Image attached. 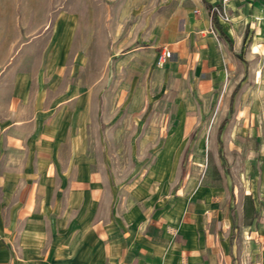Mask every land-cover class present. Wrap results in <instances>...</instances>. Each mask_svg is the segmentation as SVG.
Listing matches in <instances>:
<instances>
[{
  "label": "rangeland",
  "instance_id": "rangeland-1",
  "mask_svg": "<svg viewBox=\"0 0 264 264\" xmlns=\"http://www.w3.org/2000/svg\"><path fill=\"white\" fill-rule=\"evenodd\" d=\"M196 2L0 0V70L13 62L31 75L33 91L53 95L51 87L63 84V100L73 93L69 85L79 84V100L93 106L90 147L102 161L159 164L162 202L182 191L189 198L199 183L225 186L229 202L235 201L264 185V5L246 0L222 27L230 51L209 9L204 37L188 26L199 17ZM246 26L242 63L235 55ZM180 43L187 45L185 58L174 54L164 69H153L162 46ZM238 84L219 157L217 129ZM119 149L137 155H119Z\"/></svg>",
  "mask_w": 264,
  "mask_h": 264
},
{
  "label": "crops",
  "instance_id": "crops-1",
  "mask_svg": "<svg viewBox=\"0 0 264 264\" xmlns=\"http://www.w3.org/2000/svg\"><path fill=\"white\" fill-rule=\"evenodd\" d=\"M245 1L230 0L231 16ZM215 3L197 0L199 17L187 23L203 37L211 23L206 9ZM242 37L235 56L245 63L248 26ZM164 48L171 59L186 57V44ZM12 65L0 70V264H264V185L229 202L225 186L199 183L189 198L182 191L164 203L159 164L102 161L90 147L93 106L79 100V84L63 100V84L51 87L53 95L33 91L31 75ZM235 89L217 129L219 157ZM125 152L137 155L117 154Z\"/></svg>",
  "mask_w": 264,
  "mask_h": 264
},
{
  "label": "built area",
  "instance_id": "built-area-1",
  "mask_svg": "<svg viewBox=\"0 0 264 264\" xmlns=\"http://www.w3.org/2000/svg\"><path fill=\"white\" fill-rule=\"evenodd\" d=\"M264 5V0H256ZM230 0H216V3L211 6L210 9V19L214 16L218 23L220 24H229L231 23V14H230ZM171 52L164 48L161 49L158 53L154 67L156 69H161L168 61L171 59Z\"/></svg>",
  "mask_w": 264,
  "mask_h": 264
},
{
  "label": "trees",
  "instance_id": "trees-1",
  "mask_svg": "<svg viewBox=\"0 0 264 264\" xmlns=\"http://www.w3.org/2000/svg\"><path fill=\"white\" fill-rule=\"evenodd\" d=\"M208 9L210 10L211 9V6L208 7ZM211 23H212V26L213 28L219 33V36H221L220 38L224 39L228 45L231 47V42L229 41V39L225 36V34L222 32V29L221 27L219 26L216 18L214 16L211 17ZM247 36V30H246V34H245V37ZM247 38V37H246ZM246 38H244L243 40V44H242V48H241V54L240 56L243 54V51L244 49L246 48ZM237 90L238 89H235V91L232 93V96H231V101H232V98L234 97V95L237 93ZM229 115H231V110L229 111ZM228 122V119H225L223 121V123L221 124V127H220V130H222L224 124H226Z\"/></svg>",
  "mask_w": 264,
  "mask_h": 264
}]
</instances>
